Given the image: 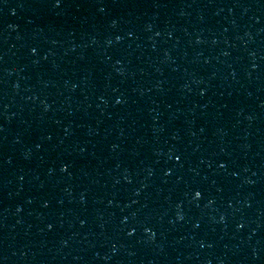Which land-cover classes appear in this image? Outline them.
Returning <instances> with one entry per match:
<instances>
[{
    "label": "water",
    "instance_id": "95a60500",
    "mask_svg": "<svg viewBox=\"0 0 264 264\" xmlns=\"http://www.w3.org/2000/svg\"><path fill=\"white\" fill-rule=\"evenodd\" d=\"M0 264H264V0H0Z\"/></svg>",
    "mask_w": 264,
    "mask_h": 264
},
{
    "label": "snow or ice",
    "instance_id": "6c2138e0",
    "mask_svg": "<svg viewBox=\"0 0 264 264\" xmlns=\"http://www.w3.org/2000/svg\"><path fill=\"white\" fill-rule=\"evenodd\" d=\"M61 171H63V169H61Z\"/></svg>",
    "mask_w": 264,
    "mask_h": 264
}]
</instances>
